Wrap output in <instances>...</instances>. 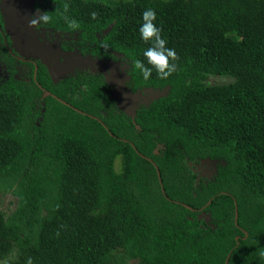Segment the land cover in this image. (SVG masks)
I'll list each match as a JSON object with an SVG mask.
<instances>
[{
  "label": "trees",
  "instance_id": "16d2710c",
  "mask_svg": "<svg viewBox=\"0 0 264 264\" xmlns=\"http://www.w3.org/2000/svg\"><path fill=\"white\" fill-rule=\"evenodd\" d=\"M50 1V25L75 32L68 3L83 39L132 62L154 9L178 70L131 69L132 91L167 89L132 118L54 97L41 112L37 84H0V192L16 197L0 264H264V0ZM206 158L207 182L189 165Z\"/></svg>",
  "mask_w": 264,
  "mask_h": 264
},
{
  "label": "flooded vegetation",
  "instance_id": "af4514ba",
  "mask_svg": "<svg viewBox=\"0 0 264 264\" xmlns=\"http://www.w3.org/2000/svg\"><path fill=\"white\" fill-rule=\"evenodd\" d=\"M10 2L11 0H0V84H4L10 80L37 84L41 92L36 95L34 107L40 108L41 112L46 109L49 97L61 100L80 112L82 111V108L79 107L80 105L96 109L98 101L101 102L102 108L110 103V107L112 106L118 110L121 109L116 99L114 86L109 84L107 75L101 68L105 69L108 75L113 76V78H116V76L121 77L125 72V76L122 75L125 79L127 74H131V58L121 50L111 49L110 46V55L99 52V50L106 49L105 46L107 45L104 43L99 44V42L91 43L89 39H83L80 31H75L74 33L64 31L50 24L44 25L40 31L29 27L24 34H29L31 29L35 37L37 36V41L33 40L36 45H58V54L54 60L52 59L51 66L59 67V71L62 69L65 72L60 79H54L46 62L42 58L33 56L32 52L26 51V49H29L27 43L21 46L16 39L14 31H10L8 28L5 13L11 11L10 9L6 11L4 5H9ZM21 2L23 3L20 4L19 9L21 6H25L24 1ZM51 4L53 2L50 0H36L34 10L29 16L35 14L37 10L50 13ZM16 6L17 4L14 8ZM25 12H29L27 7L23 13ZM97 35L98 38L103 37V35L98 33ZM76 60L78 61V65L71 66V64L76 63ZM40 79L41 82L46 80V83L51 81L52 83H49V85L52 84V87L48 88L46 85L39 83ZM131 81L132 78L129 80L125 79L127 89H131ZM101 94L103 95L102 97L100 96ZM72 96H75V98L73 99ZM73 101H76L80 105L77 107L73 104ZM149 104L139 103L137 109ZM101 111L104 114L106 113L103 109ZM96 115L92 116L96 117ZM130 117L132 118V116ZM39 118L41 119V117ZM201 162L202 159L189 161V165L197 174V179H205L206 182L210 181L207 179L208 172L204 168L199 167Z\"/></svg>",
  "mask_w": 264,
  "mask_h": 264
},
{
  "label": "clouds",
  "instance_id": "9594fccd",
  "mask_svg": "<svg viewBox=\"0 0 264 264\" xmlns=\"http://www.w3.org/2000/svg\"><path fill=\"white\" fill-rule=\"evenodd\" d=\"M68 10L69 4L65 3L63 5V12L61 13V16L65 20L67 27L73 31H76L80 28V24L75 19H70L66 15ZM97 15L98 13L93 11L90 13V18L95 20ZM142 21L143 23L139 27L140 37L146 44H149L150 46L143 53L144 61L136 59L131 63V68L134 70H139L145 80L151 77L153 70H155L157 78L167 79L177 72L179 56L175 49L169 48L167 46L168 42L162 36V29L157 26V14L154 9H145L142 13ZM51 22L52 16L49 12H41L40 10H37L35 14L29 17L28 26L34 28L36 31H40L44 25H47ZM121 110L123 109L121 108ZM57 236H59V232H57ZM261 256L264 257V251L261 252ZM25 264H33L32 258L28 257Z\"/></svg>",
  "mask_w": 264,
  "mask_h": 264
},
{
  "label": "water",
  "instance_id": "95a60500",
  "mask_svg": "<svg viewBox=\"0 0 264 264\" xmlns=\"http://www.w3.org/2000/svg\"><path fill=\"white\" fill-rule=\"evenodd\" d=\"M24 1L25 6H21L19 9L20 4H22ZM36 0H11V2L9 3V5H5L6 8L5 10L7 11L8 9H10L11 12H8V17L7 18V22H8V28L10 29V31H14L16 39L18 41V43L21 46H24L25 43H27V47L29 49H26V51H30L32 52V55L38 58H42L46 64L49 66L50 72L53 76L54 79H60L65 70H60L59 71V67H52V59L54 60V58L57 56V44H50V45H44V44H35L34 41L36 40L35 34L33 32H30L29 34L25 35L24 32L29 28V15L31 14V12H33L34 10V4H35ZM21 2V3H20ZM17 4V6L14 8V6ZM26 7L29 9V12H24V10L26 9ZM25 16V17H24ZM32 50V51H31ZM53 57V58H52ZM85 64V63H84ZM78 65V61L76 60L75 64H71V66H75ZM92 65V64H91ZM66 68V67H65ZM105 74L107 75L108 78V82L111 86H114V91H115V95H116V99L117 102L119 104V106L129 115L133 116L135 115L136 111H137V106H136V100L140 99L141 95H142V91L143 90H147V91H153V100L161 97L162 95H165L167 93V89H163V90H155L153 88H144L143 90H138L137 92L132 91L131 89H127L126 85H125V79L129 80L131 79V75L127 74V77H124L122 75L125 76V72L121 75V77L116 76V78H113V76L108 75V72H106L105 69L101 68ZM152 100V101H153ZM151 101V102H152ZM133 112V113H132ZM214 161L211 158H206V159H202L203 163L206 162H212ZM159 173V170H158ZM207 214V213H206ZM209 215V214H208Z\"/></svg>",
  "mask_w": 264,
  "mask_h": 264
},
{
  "label": "rangeland",
  "instance_id": "374dc122",
  "mask_svg": "<svg viewBox=\"0 0 264 264\" xmlns=\"http://www.w3.org/2000/svg\"><path fill=\"white\" fill-rule=\"evenodd\" d=\"M102 1H106V0H102ZM108 2V1H106ZM4 8H6V6L4 5ZM6 17H8V13H5ZM107 31L105 30L104 33H106ZM153 92V91H152ZM151 91H147V90H143L142 91V95L140 96L141 98L136 100V106L138 108L139 103H145V104H149L153 98V93ZM133 113V112H132ZM220 163V161L218 160H214L211 163L210 162H206V163H200L199 167L200 168H204L207 172H208V180H212V178L215 175L216 172V166ZM15 204H16V197H14L11 193L6 192H0V208L2 210H4L6 213H10L14 208H15ZM200 218H206L208 221L210 220L209 215L206 213H202L200 214Z\"/></svg>",
  "mask_w": 264,
  "mask_h": 264
}]
</instances>
